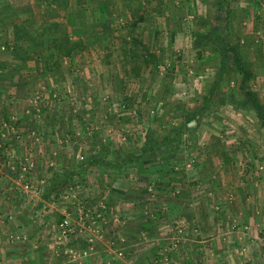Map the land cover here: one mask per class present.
<instances>
[{"label": "rangeland", "instance_id": "rangeland-1", "mask_svg": "<svg viewBox=\"0 0 264 264\" xmlns=\"http://www.w3.org/2000/svg\"><path fill=\"white\" fill-rule=\"evenodd\" d=\"M102 1L105 11L76 0L72 24V9L60 0H0L2 190L12 191L19 204L29 200L34 227L44 229L54 221L55 248L73 259L77 238L93 247V236L88 240L78 224L89 228L104 216L106 195L131 201L137 198L122 194H145L146 220H160L166 242L149 264H173L187 238L198 234L197 221L179 214L168 220L167 198L201 190L207 206L195 210L205 209L208 219L223 227L214 233L243 253L241 264H249L253 252L264 261V192L253 211L248 207L256 190L248 186L264 185V123L239 90V74L228 64L221 69L223 57L211 37L204 38L212 30L239 46L253 71L249 88L264 108V0ZM98 10L109 14L103 28L97 27ZM15 24H23L28 35L16 38ZM64 30L73 40L84 39V48L44 72L35 59L43 60L54 47L48 41ZM132 37L156 54L155 63L142 64L143 48ZM132 51L142 64L138 75ZM150 131L159 142L169 139L154 150L152 161L120 171L87 164L99 154L111 160L138 152ZM58 172L71 174L70 179L57 191L47 190ZM26 182L39 194L26 193ZM227 187L247 189L237 196ZM2 190L0 201L8 211L10 194ZM13 218L12 212H0L6 223ZM65 218L77 229L71 236L57 227ZM14 232L19 237L8 231H0V237L6 233V242L29 238L23 230ZM123 251L115 249L116 264L128 263Z\"/></svg>", "mask_w": 264, "mask_h": 264}, {"label": "crops", "instance_id": "crops-1", "mask_svg": "<svg viewBox=\"0 0 264 264\" xmlns=\"http://www.w3.org/2000/svg\"><path fill=\"white\" fill-rule=\"evenodd\" d=\"M60 1L70 5L72 9L71 17L73 15L76 16V0H69L68 2L67 0ZM88 2L90 4V0ZM64 31L71 36L70 30ZM41 61L38 63L42 66ZM59 64L61 66L62 62L59 61ZM46 80L47 78L43 82H46ZM230 181L231 178L226 180L227 186ZM2 188L3 186H0V190ZM225 189H228V192L232 191V193H235L237 191H245L247 188L243 187L241 188L242 190L240 188L238 190H232L227 187ZM225 189L223 193L226 194L227 190L225 191ZM248 189H256L254 190L255 195H252L253 199L250 203L248 202L249 210L253 211V203H255L256 197L258 198L264 192V185L263 183L259 184L258 188L249 185ZM2 191V193L6 192L10 194L6 204L8 211L14 214V218L11 219L12 222L9 221L8 223L0 219L1 233L8 231V234L12 235V233L15 234L14 231L23 230L29 234V238L19 242H6L2 240V238H5L6 233L3 234L4 237H0V264H116L117 260L120 261V256H117L115 249L124 250L123 252L126 253V259L128 261L127 264H149V261L152 262L154 260L156 262L155 258H158L156 253L160 250V245L162 247L166 243L164 236L160 234V220L156 221L158 225L150 222V220H146L148 215H144L146 213V205L143 203L144 198H142L145 197V194L140 192H137L138 194L136 195L122 194L128 198H137L136 200L132 198L133 200L128 201L122 200V198H120L121 200H113L111 195H106L108 194L106 192L105 201L108 205H106L107 210L104 216L99 218L89 228L88 226H83L81 222L78 224L79 229L80 227H83L84 230L89 229V232H84V230L82 232L83 234H88V236H93V247L89 248L81 237L77 238L76 249L78 251L76 252V258L73 259L69 254L63 253L66 251L62 247L59 249L55 248V239L51 235L54 227V223L52 222L54 221H51V223L48 222L49 224L44 229L34 227L31 220H29V211L31 208L29 200L24 199L22 201L24 204H19V199H12L14 197L12 191H7V189ZM197 191L189 189L188 192H180L176 198H167L168 203L166 204V209L168 211V220L179 214V217L182 215L185 219H189L192 222L197 221L198 227V234L188 237L186 242L179 248L176 254L177 261L175 262L174 257L173 264H189V261L192 264H241V259L244 258L242 256L243 253L235 251L234 248H228L229 244L214 233L216 229L221 233L220 230H223V227L218 225L214 220H209V215H207L205 209L195 210V205L202 207L204 204L202 199L203 193L201 190L198 191L199 193ZM197 193L199 196H197ZM199 198L201 199L200 202L197 201ZM260 198L262 201L264 200L263 197ZM239 201H241V198H239ZM3 202L0 201V212L6 214L8 211L5 209L6 205ZM44 203L48 204L45 201ZM232 209L233 207H231ZM100 211L102 214L103 211ZM3 217L6 218L4 215ZM92 229L96 231H92ZM144 234H147L146 238L142 236ZM82 235L79 234V236ZM256 238L254 236V239ZM249 239L252 240L253 238ZM257 255V252L251 253L252 261L249 264H264V261ZM183 259L186 260L183 261Z\"/></svg>", "mask_w": 264, "mask_h": 264}, {"label": "trees", "instance_id": "trees-1", "mask_svg": "<svg viewBox=\"0 0 264 264\" xmlns=\"http://www.w3.org/2000/svg\"><path fill=\"white\" fill-rule=\"evenodd\" d=\"M79 3L78 5H81L80 3H84L86 5L87 2L85 0H77ZM84 1V2H83ZM99 0H90V3L92 4L93 9L97 10L104 9L106 8V3L105 1L100 0V3L98 2ZM225 1V0H223ZM223 1L218 3L219 5H222ZM89 3V2H88ZM99 16L97 21V27L103 28V25L107 21V17L109 14L107 12H101L102 10H98ZM107 11V10H106ZM76 19V16L71 17V23H74V20ZM14 36L16 38H21L23 36L28 35V31L26 28L23 26V24H15L14 25ZM211 34V35H210ZM79 35V34H76ZM81 36V35H80ZM210 39L212 42L213 46L215 49L220 53V55L223 57L222 61V68L225 69V66L231 65L232 68L239 74L240 80H239V90L243 93L244 98L246 99L247 102H250L252 107L255 109L256 114L260 118L261 122L264 123V108L261 102L259 101L258 95L255 91L251 90L249 88V82L253 78V71L247 65L243 58V54L239 48V46L231 41H229L224 34H215V31L210 30L208 34L204 37L205 39ZM133 38V43L134 45H141L143 48V52L141 53V58H142V64L145 66H148L150 64H153L157 61V56L154 52H151L138 38L132 37ZM84 39L81 37H77L76 39H72V37L69 36L65 31L63 32L62 36H55L50 39L49 42H52L54 44V47L48 48L46 56L43 58L41 61L42 66H43V71L50 73L51 69H55L56 66H59V60L63 56H69L71 57L74 52H79L84 48ZM131 50V49H130ZM129 50V51H130ZM132 54V59L134 60V74L138 75L139 71L141 70L142 64L136 60V56H134V51L131 52ZM228 54L230 55L228 58ZM37 61H40L39 59H36ZM189 121V120H188ZM187 121V122H188ZM186 124V123H185ZM176 139V138H175ZM169 141L168 138L164 137L161 142L157 140V138L153 135V133L150 131L147 133L145 137L144 144L140 148L138 152H130L128 153L125 157L119 158L118 155H116L113 159H108L105 155L99 154L94 157V159L89 160L87 164H94L98 165L100 167L106 168L108 170H114V171H120L124 169L127 166H132L136 165L138 163H146L149 161H152L154 159L153 153L154 150L159 148L161 145L167 144ZM86 167L82 168L85 169ZM66 173V172H65ZM64 172L63 173H56L54 174V178L52 177L51 180H49V186H47V190L50 191H57L60 187L61 184L65 183L70 179V175H66ZM47 194V192H46Z\"/></svg>", "mask_w": 264, "mask_h": 264}, {"label": "built area", "instance_id": "built-area-1", "mask_svg": "<svg viewBox=\"0 0 264 264\" xmlns=\"http://www.w3.org/2000/svg\"><path fill=\"white\" fill-rule=\"evenodd\" d=\"M15 123V121L13 122V124ZM3 126H7V123L6 122H4L3 123ZM17 137H19V135H17ZM24 169H26V168H24ZM23 189H24V191L26 192V193H31V194H35V195H37V194H39V190L38 189H33L32 188V185L28 182H26V183H24V185H23ZM58 228H59V230L62 232V235H64V236H71L73 233H75L76 232V228L73 226V224H71L69 221H68V219H64V220H62L59 224H58V226H57ZM17 236L19 237V235H17V234H12L10 237L11 238H17ZM86 236H88V234L86 235ZM92 239V235L91 236H89L88 237V240H91Z\"/></svg>", "mask_w": 264, "mask_h": 264}]
</instances>
